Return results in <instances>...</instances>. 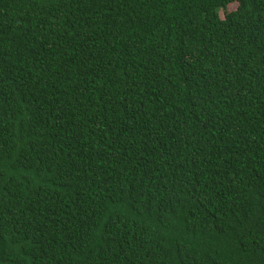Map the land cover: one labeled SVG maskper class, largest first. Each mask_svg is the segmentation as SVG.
<instances>
[{
	"label": "trees",
	"instance_id": "trees-1",
	"mask_svg": "<svg viewBox=\"0 0 264 264\" xmlns=\"http://www.w3.org/2000/svg\"><path fill=\"white\" fill-rule=\"evenodd\" d=\"M0 264H264V0H0Z\"/></svg>",
	"mask_w": 264,
	"mask_h": 264
},
{
	"label": "rangeland",
	"instance_id": "rangeland-1",
	"mask_svg": "<svg viewBox=\"0 0 264 264\" xmlns=\"http://www.w3.org/2000/svg\"><path fill=\"white\" fill-rule=\"evenodd\" d=\"M236 3H233V4H231L230 6H229V10H234L235 8H236ZM221 15H222V17L224 16V13L222 12L221 13Z\"/></svg>",
	"mask_w": 264,
	"mask_h": 264
}]
</instances>
